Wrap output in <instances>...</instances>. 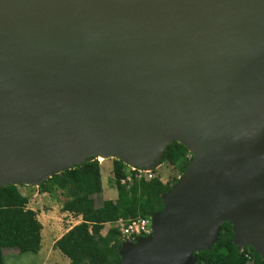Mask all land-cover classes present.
<instances>
[{
	"label": "water",
	"instance_id": "water-1",
	"mask_svg": "<svg viewBox=\"0 0 264 264\" xmlns=\"http://www.w3.org/2000/svg\"><path fill=\"white\" fill-rule=\"evenodd\" d=\"M174 140L192 156L117 264H195L222 221L264 257V0H0V185L101 151L151 170Z\"/></svg>",
	"mask_w": 264,
	"mask_h": 264
},
{
	"label": "trees",
	"instance_id": "trees-1",
	"mask_svg": "<svg viewBox=\"0 0 264 264\" xmlns=\"http://www.w3.org/2000/svg\"><path fill=\"white\" fill-rule=\"evenodd\" d=\"M187 148L178 141L167 144L161 161L173 165L180 163L183 173L188 158ZM98 159L51 174L42 183L0 185V264L3 248H14L19 253H36L40 248L41 224L36 213L26 207L28 196L19 187L32 186L38 193H53L58 190L64 200L60 210L80 216V222L68 228L57 238L52 248L59 250L68 264H117L120 255V240L115 228L100 233L103 224L118 218L151 215L162 208V194L171 183H162L156 177L132 180L130 184L121 182L126 166L120 160L111 159L116 198L105 199L96 206L92 195L101 192ZM175 182V181H173ZM232 227L222 221L216 240L207 249L194 251L195 264H264V257L255 253L251 246L241 250L233 242Z\"/></svg>",
	"mask_w": 264,
	"mask_h": 264
},
{
	"label": "rangeland",
	"instance_id": "rangeland-1",
	"mask_svg": "<svg viewBox=\"0 0 264 264\" xmlns=\"http://www.w3.org/2000/svg\"><path fill=\"white\" fill-rule=\"evenodd\" d=\"M218 64L221 68H224L220 63H218ZM168 122L173 123V119H169ZM191 156H192V153L188 151V153L186 154V157L189 159ZM113 158H115V157H110V158L103 160V161L100 160V162L97 160L99 162V166L101 168V171H102L103 175L105 176L104 179L108 178L109 187H111L112 184L114 183V177L112 175V179H111L110 178L111 174H110V172L108 173V171L105 175L106 171L104 168L111 171V167H112L111 166V159H113ZM179 167H180V163L179 164L176 163V164L171 165V164L167 163L166 161H160L159 165L156 168H152L151 173H150L151 178H149V179L156 177L162 183L168 182V183H171V185H172L174 183L173 181H176V177L178 175H180V176L182 175V173H180ZM123 171H124V176L122 179H124V182L127 184H130L132 180H139V179H143V178L144 179L146 178V180H149L147 178V173H144V172L131 173L128 165H126L123 168ZM104 186H105V183H104ZM109 187L107 188L105 186V188H104L105 194H102L100 192V193L92 195L93 200H94V204L96 206H98L101 203L103 198L109 192ZM19 190L22 192V194H32L33 192H35L36 189H35V187H32V186H22V187H19ZM227 198L228 197H226L225 199H227ZM63 200H64V197H62L60 192L58 190H56L53 192V197H51L49 199V201L51 203L48 202V200H46L44 202V205H42L41 208L46 209V208L50 207L49 206L50 204L58 205ZM67 218L68 219H66L65 217H61V216L57 217L56 215H50V216H44V217L42 215H40L39 221H43V223L44 222H50L53 225H55L56 228L54 231H55V236H57L63 232V229L67 228L69 225H71L74 222V217L68 216ZM49 248H51V247H49ZM49 248H48V241L45 238H43V240H42V253L39 255V258H35L34 254L31 252L19 253L14 248H5V249H8V251L5 253V259L3 262H4V264H66L63 262V258L61 256V254L58 256L53 250L51 251ZM12 254H15V255L12 256Z\"/></svg>",
	"mask_w": 264,
	"mask_h": 264
},
{
	"label": "crops",
	"instance_id": "crops-1",
	"mask_svg": "<svg viewBox=\"0 0 264 264\" xmlns=\"http://www.w3.org/2000/svg\"><path fill=\"white\" fill-rule=\"evenodd\" d=\"M104 169L106 171L105 172V175H106L107 171H108V173L110 172V174H111L110 178L112 179V173H111V171L108 170V169H106V168H104ZM99 172H100L101 193L102 194H105V189H104L105 186L107 188L109 187V185H108V178L107 179H104L105 176L103 175L100 166H99ZM104 183H105V186H104ZM24 195H27L28 196L27 203H26V207L32 209L33 211H35L36 218L38 219V221H39V216L40 215H42L43 217L44 216H50V215H56L57 217L58 216L59 217L61 216V217H65L66 219H68L67 218L68 216L69 217H74V222L71 225H69L67 228L63 229V232L61 234L57 235V236H55V231H54L55 228H56L55 225H53L50 222H44L43 223V221H39L40 224H41V229H40V248H39V250L36 253H33L34 256H35V258H39V255L42 253V240H43V238H45L48 241V248L51 247L49 249L51 251L53 250L58 256L61 254V256L63 258V262L66 263V264H68V259L59 250L52 248V244L68 228H70L72 225L80 222V216L79 215H74V214H72V213H70L68 211H62V210H60V207H61V203L62 202H60V204H58V205H56V204L55 205L50 204L49 205L50 207H48L46 209L41 208L42 205H44V202L46 200H48V202H50L49 199L51 197H53V193L52 194L51 193H47V192H40V193H38L35 190V192H33L32 194H24ZM115 198H116V189H115V186H114V183H113L112 186L109 187V192L106 194V196L103 198V200H105V199L114 200ZM114 227H115V221L106 222V223L103 224V227L100 230V233L101 234H104L107 229L114 228ZM239 249H242V248H239ZM7 251H8V249H5V248L2 249V259H3V261L5 259V253ZM13 255H15V254H12V256ZM247 264H253V261L250 260L249 262H247Z\"/></svg>",
	"mask_w": 264,
	"mask_h": 264
},
{
	"label": "built area",
	"instance_id": "built-area-1",
	"mask_svg": "<svg viewBox=\"0 0 264 264\" xmlns=\"http://www.w3.org/2000/svg\"><path fill=\"white\" fill-rule=\"evenodd\" d=\"M131 173L144 172L147 173V178H151L150 169H141L133 166H129ZM180 177L178 175L176 180ZM146 179V178H145ZM124 183V179L121 180ZM118 232V238L120 242L134 241L138 237H148L152 233V217L135 216L133 218H118L115 221V227ZM241 250V249H240Z\"/></svg>",
	"mask_w": 264,
	"mask_h": 264
},
{
	"label": "bare ground",
	"instance_id": "bare-ground-1",
	"mask_svg": "<svg viewBox=\"0 0 264 264\" xmlns=\"http://www.w3.org/2000/svg\"><path fill=\"white\" fill-rule=\"evenodd\" d=\"M95 155V157L100 161H103V160H106L108 158H110L113 154L112 153H108V152H105V151H101V152H95L93 153ZM116 156V155H115ZM120 159H122L123 157L121 155H118L116 156ZM159 164H156L155 167H157ZM3 182H13V183H16V182H20V181H17V180H14V179H1L0 180V183H3ZM33 185H38V183H40V180L39 179H36L34 180L33 182Z\"/></svg>",
	"mask_w": 264,
	"mask_h": 264
}]
</instances>
